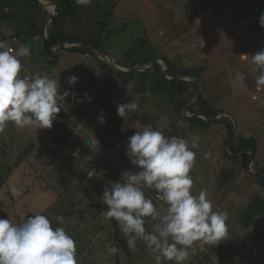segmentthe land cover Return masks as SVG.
I'll return each mask as SVG.
<instances>
[{
    "label": "rangeland",
    "instance_id": "1",
    "mask_svg": "<svg viewBox=\"0 0 264 264\" xmlns=\"http://www.w3.org/2000/svg\"><path fill=\"white\" fill-rule=\"evenodd\" d=\"M0 1L3 4L4 1ZM19 1L18 4L13 1L15 5L11 7L9 13H3L0 9V30H3L1 26L5 25L3 35L11 46H14L9 42L15 31V21L17 22L19 17L30 16L29 14L35 10L32 2ZM72 1L74 0L69 2ZM209 1L213 5L214 19L211 24L193 22L197 13L196 6ZM255 1L256 4L263 3L264 6V0ZM158 2L161 3V7H158L156 20V17L152 18L153 12L149 5L138 8L134 17H131L123 7L124 3L115 9V4L118 5L120 2L113 5L109 0L102 1L100 13L89 11L91 9L89 5L87 8L83 6L81 11L79 7L74 6L75 3H71L68 11L75 13L76 17L65 20V25H62L65 31L73 30L78 33L83 31L81 34L84 36L85 31L89 30L90 35L98 37L96 41L99 48L109 54L116 63L128 69L140 67L149 58L154 59L151 62L153 63L156 56L173 63L177 69L189 70L191 74H196L198 69H206L199 75L202 84H205L204 99H208L210 104L225 112L237 136L255 139L258 149L253 156V164L255 161L258 169H264V90L257 91L256 74L251 71L249 63L240 59L242 52L254 55L264 49V27L250 28L249 20L254 15L250 12L252 6L246 1L243 2L242 6L248 11V18L244 24L239 25L235 17L237 11L232 13V22L226 20L224 14L228 10L226 8L228 3L225 0H158ZM235 2L236 0L233 3ZM103 5L106 6L102 7ZM79 12L81 13L77 15ZM170 18L173 22L168 23ZM91 19L94 24L91 23ZM97 20L104 21V24L98 25ZM148 22L153 23L152 28L149 26V32L153 30V34L146 38L145 26ZM185 28L189 29L188 33H183ZM174 31L178 32L181 38L175 40L174 36L177 33ZM28 40L21 37L19 47L29 45ZM36 41L34 42L37 43ZM57 55L56 65L51 67L50 74L48 70L45 75L59 80L61 92L69 91L67 88L72 90L73 94L68 95L64 101L66 105L84 111L83 114L82 112L76 114L81 119V127L76 125L77 121H68L70 136L77 138L78 135L87 137L92 135L97 145L89 153L79 152L75 155L77 148L70 150L71 146L65 149L56 148L55 145L48 147L39 131L33 127L18 128L20 132L17 133L9 124L4 135L7 137L13 135V140L15 137V147L19 148V155L29 146L30 142L23 148L30 138L29 135L35 136L37 140L36 148L30 150L32 147L29 146L22 158L16 160L17 165L22 163L28 153L36 157L42 156L44 160L41 167H37L35 173H31L30 178L21 179V183H14L15 178H9V174L17 165L13 167L12 161L7 163V160L13 159L14 151L9 147L1 149L0 145V151H4V156L0 160V197L4 200L0 201V218L22 223L30 213L49 211L43 215L48 217L53 227H63L73 237L78 249L79 244H83V247H88V250L94 253L92 256L88 250H79L77 254L79 264L85 263L86 259L90 264H117L116 255L104 251L105 240L108 238L107 230L111 229L103 220L97 219L99 212L90 207L91 204H103L101 199L103 191L114 182L115 169L118 166L114 161L120 157L119 155L121 159L127 158L125 152L128 138L138 130H143L145 125H150L167 136L164 131L167 124L175 122L180 124L178 126L182 130L177 131L174 136L190 141L193 134L184 133L183 130L188 128V123L184 117L178 116L164 105L162 95L148 92L143 95L133 93L131 89L135 90L134 80L113 76L112 71L110 72V69H113L106 61H100L105 58L98 59L91 54L90 58L83 59L81 51L71 53L67 49L60 50ZM28 60L29 58H24L25 62ZM161 66V75L164 78L165 66L162 64ZM78 67H82L83 70ZM151 71L152 69L148 74L150 77ZM237 71L243 73L246 79L242 86L232 87L228 83V74ZM169 74L171 75L172 71ZM73 75L78 77V83L69 86L68 77ZM153 75L159 77L155 72ZM210 77L213 80L209 82L206 78ZM79 79L84 84L88 80L90 86L83 87L77 92L75 90L77 85L79 86ZM183 80L190 81L188 78ZM84 93L90 95L91 102L84 97ZM253 94L256 95L255 100L252 98ZM111 99L113 100L111 103L115 105L109 103ZM127 101L138 103L139 108L136 112H129L125 119H122L117 115V105ZM101 113L106 121L103 124L98 119ZM144 114L146 124L140 120ZM210 126L212 129L207 130L205 135L195 133L200 140L199 147L194 150L196 160L191 173L194 179L193 194L205 190L213 202L214 210L228 213V232L231 234L214 247L205 246L204 250L197 247L187 264H260L264 262V212L260 213L248 228H241L238 219L254 195L264 198V190L260 187L256 175L246 171L241 161H232L223 156L225 126L223 124ZM58 140L61 141L60 138ZM116 144L125 147L117 150ZM108 157L112 158L111 162H106ZM48 160L51 162H47ZM3 164L5 165L2 166ZM99 166H102L104 171H98ZM252 166L251 171L256 173ZM21 170L30 172L29 166L21 167ZM90 170H95L98 175L94 178L86 176ZM229 182L232 184L229 185ZM13 187L19 190L20 195L12 194ZM156 193L153 189H145L146 196L152 199L163 213L167 205L152 197ZM10 195H13L16 201L11 199ZM24 195L29 201H25ZM28 205L31 209L27 208ZM68 212H71V216H67ZM64 214L66 215L63 216L61 223L59 216ZM92 223L94 225H91ZM153 223L150 219L149 231L152 230ZM100 226L106 232L101 230L96 233ZM139 250L143 251L140 257L135 255L127 259L121 253L120 264H155L154 256L142 242ZM253 251L256 253L253 254Z\"/></svg>",
    "mask_w": 264,
    "mask_h": 264
},
{
    "label": "clouds",
    "instance_id": "2",
    "mask_svg": "<svg viewBox=\"0 0 264 264\" xmlns=\"http://www.w3.org/2000/svg\"><path fill=\"white\" fill-rule=\"evenodd\" d=\"M91 3L92 0H75L77 6ZM259 24L264 27V13ZM30 55L27 45L13 51L6 41L0 40V133L9 124L50 130L62 110L61 102L69 95L68 91L61 92L59 80L48 75H21V58ZM240 56L256 74L257 91L264 90V49ZM245 79L239 71L228 74L232 87L242 86ZM77 83L78 77H68L69 86ZM84 97L91 102L88 93ZM138 108L134 101L118 104L117 115L125 119ZM98 119L101 124L106 122L102 113ZM199 140L196 134L189 141L166 136L145 125L127 142L126 156L134 170L121 174L123 183L111 182L103 191L101 199L107 206L104 218L116 221L129 250L137 251L138 242H142L154 256L155 264H187L197 247L200 250L214 247L228 235V213L214 210L205 190L193 194L191 173ZM145 189L159 194L167 205L163 213L146 196ZM11 192L20 195L16 187ZM145 218L154 222L151 231L146 229ZM105 247L111 255L120 252L111 244ZM0 264H79L76 242L63 227H53L43 214L29 216L22 223L0 218Z\"/></svg>",
    "mask_w": 264,
    "mask_h": 264
},
{
    "label": "crops",
    "instance_id": "3",
    "mask_svg": "<svg viewBox=\"0 0 264 264\" xmlns=\"http://www.w3.org/2000/svg\"><path fill=\"white\" fill-rule=\"evenodd\" d=\"M8 1H11V0H8ZM13 1L16 2V0H12V2ZM44 1L47 2V3L50 2V1H52V2H55V3H57L59 5V4H61L60 2L62 0H44ZM102 1H104V0H92V3L89 5L90 8H91L89 11L94 10V12L100 13V7H101V2ZM105 1H108V0H105ZM244 1L248 2L247 0H236L235 3H233L234 0H233V2L226 1L228 3V5L226 6V8L228 10H226L225 13L229 12L230 15H231V19L230 20H227L226 19L227 21L232 22V20H233L232 19V13L234 11H237L235 17H236V20H237L238 24L239 25H242V24L245 23V21H246L245 19L248 18V16H247L248 11H247L246 8H244L242 6V4H243ZM109 2H112L113 5H114L115 2H120L118 5L115 4V9H117L121 4L124 3V5H123L124 9H126V11L129 12V14H130L131 17H134V15L136 13L135 10H137L138 8H140V9L143 8V5H144V7L149 5L151 7L152 12H153L152 18L154 19L156 17L155 20L158 17V15H157L158 7L159 6L161 7V3H159L158 0H152V1H146V0H109ZM71 3H75V0L72 1ZM202 3L203 2H201V4H199L198 6H196L197 13L195 14V16L197 17V19L195 17V19L193 20V22H196V23L198 22V23H202V24H211L210 22L214 19L213 18V10H212L213 9V5L211 4L210 1L207 2V3L204 2V4H202ZM248 4L252 6V8L250 7V10H251L250 12H253L254 13V15L251 16L250 17V20H249L250 21V28H259L260 27L259 17L261 16L262 13H264V6L262 5L263 3L256 4V1H255L254 4H250L249 2H248ZM13 5H14V3H13ZM41 6H42V8L45 11H47L48 14H50L51 13V10L53 9V5H50V4H49L48 8H47L46 5L45 6L41 5ZM74 6L79 7L81 9V11L83 9V6H77L76 4H74ZM105 6L106 5H103L102 7H105ZM84 7H86V6H84ZM70 8H71V5H70ZM202 8H203V10H202ZM0 9L2 10L3 13H9V12H11V6L7 8L8 9L7 12H4L3 11V8H1V5H0ZM57 11H58L57 15L58 14L60 15V19L58 21V28H59L60 32L63 35L76 36V37H78L80 39L79 41H82L84 43H86L89 40H98V37L97 36L94 37V36L90 35L91 32L89 30L85 31L86 32L85 36H84V34H81V33H83V31L81 32L80 30H79L80 33L76 32V31H73V30L65 31L64 28H63V25H65V20H68L70 18L72 19V18L76 17L75 16V13H71L70 11H65L64 9L58 10V8H57ZM80 13L81 12L76 13V14L79 15ZM85 13H87V11H85ZM29 15L30 16L27 15V17H19V18H17V22L15 21V23H14L15 26H16V27L14 26L15 31L11 35V39H10V42L9 43H13L14 46L13 45L12 46L16 50L17 48H19V43H20L21 37H25L26 39H29L28 42L30 44L27 45V46L31 50V55H30V57H28L29 60L26 61V62L24 61V58H22V60H23V62H22V64H23V71H22L21 75H23L24 73H29L31 75H34L36 73H40L41 75H45V73H47L48 70H49V74H50L51 67H54L56 65V64H53V65L51 64L52 63L51 62L52 61L51 54L52 53H56V56L58 57L57 54L59 53L60 50L59 51H51V50L46 49L44 47V45H42V43H41V28H42L44 22L42 23V26L39 29V24H40V21L42 19L38 16V11L37 10H35V11L33 10ZM107 15H109V14H105V16H107ZM112 16H113V14H112ZM90 21H91L92 24H94L93 21H92V19ZM171 22H173V21L170 18L168 20V23H171ZM17 24H19V25L17 26ZM87 24H89V23L87 22ZM97 24L101 26V25L104 24V21L97 20ZM147 25H148V27H147ZM152 25H153V23H151V22H148L146 24V26L144 25L145 26V35H146V38L147 37H150V34H153V30H151L149 32V29L152 28ZM37 26H38V29H37ZM82 26L83 25H81V27ZM149 26H150V28H149ZM206 27L204 29H206ZM48 28H49V26H48ZM1 29L4 30L5 29V25H4V27L1 26ZM3 30H0V40H4V41H6L8 43L7 38L3 35V33H4ZM216 31L218 32V29H216ZM188 32H189V29L188 28H185V32H183V33H188ZM154 33H156V32H154ZM175 33H177L176 36H174L175 40L181 38V36L178 34V32H175ZM46 36H47V39H49L48 38V29H47ZM12 38H16L17 39L16 42H12ZM55 39H56V42H58V45L63 44V42L61 41L62 39H59L57 37H55ZM34 41H36L37 43H35ZM72 47H79V46H72ZM69 48H71V47H69ZM69 48H66V49H68V51H69ZM71 53H76V52H71ZM86 54H88V53H82L81 52V56L83 57V59L84 58H90L92 56L91 54H89L88 56H85ZM242 54H246V53H244V52L240 53V55H242ZM240 59H241V56H240ZM116 64L118 66L122 67V68L128 69L127 67L122 66V65H120L118 63H116ZM171 64L173 65V63H171ZM78 68L80 70H83L82 67L81 68L78 67ZM205 70L206 69L203 70V68H202L200 74L201 73H204ZM206 79H208L209 82L211 81V79L213 80V78H211V77L210 78H206ZM79 82H80L79 83V86L77 85V88L75 90L77 92L78 91H81L80 89H82L83 87L86 88V87L90 86V83H88V80L85 81V84L83 83V81H81V79H79ZM204 86H205V84H203V87ZM66 90H69V95L70 94H73V92H72L71 89L67 88ZM253 95L256 96L255 94H253ZM66 99H67V97H66ZM205 100L208 101V99H205ZM256 101H258V98H257ZM111 102H113L112 99H111V101L109 100V103H111ZM111 104H114L115 105V103H111ZM61 108H62V110L58 114L57 119L54 122L53 127L50 130L49 129H36L35 127H33V128L36 131H39V133L41 134V137H42L44 143L48 147H51L52 145H55L56 148L59 147L61 149H65L66 147L71 146V149L70 150H74V149L77 148V151H76L75 155L77 153H79V152L89 153L92 150V148L97 145V141H96V139L92 135H89V138L91 140V146L89 147L88 144H86V146H87L86 148L80 147V143L82 142V140L84 138H87V136L78 135L77 138H74V136H72V137L70 136V138H68V140L66 142H64V143L58 140L59 138L60 139L62 138V135H65L63 133H66V132L69 131V128H67L68 121H72V120L75 121V122L77 121L76 122L77 124L76 123L75 124L77 126L81 127V124H80V123H82L81 122V119L76 114L78 112H82V114H83V112H84V111H81V110L80 111L77 110L76 107H73V106L71 107V106L66 105L64 101L61 102ZM223 114H225V112H223ZM173 123H175V122H173ZM186 123H188V122L186 121ZM175 124L177 126L178 125L180 126V124H177V123H175ZM11 126L17 130V133L20 132L17 127H15L13 125H11ZM77 126H75L76 127V130H77ZM211 129H212L211 126H207V127L205 126L203 128H201V126H199L198 128H196L195 132H193L192 134L197 133L199 135H205L206 132H207V130H211ZM4 133H5V131L3 133H0V145H1V149H5L6 147H9V148L13 149V151H14V154L12 156L13 159L12 160H7V163L12 161V166L14 167L15 165H17L16 160H19V156H20L19 155V152L20 151L18 150L19 149L18 147H15V137H14V140H13V135L7 137V135L5 136ZM29 136H30V138L23 145V148H25L27 146V144L30 142L29 146L32 147L30 150H33L37 146L36 145V141L37 140H36L35 136H33V135H29ZM2 138H3V140H2ZM92 141H95L96 144L93 145L92 144ZM29 146L26 147V149H24V151H26V150L28 151ZM3 156H4V151L1 150L0 151V160H1V158ZM119 156L120 157H118L114 161V162H116L118 164V166L115 169L114 182H116L115 180L118 179L120 176H122L121 174L123 172H125V171H132L135 168V166H133L130 163V161H128V158L123 159V157H122V159H123L122 160L121 159V155H119ZM24 159H26V160H24ZM24 159H23V161H21L22 163L19 164V165H17V168H15L14 170H11V173L9 174V178H12V179L15 178V182L14 183H21V179L30 178L32 176L31 173L34 172L37 167L40 168L41 167V163L44 160V158L42 159V156L36 157V156H34L33 154H30V153H28L27 157H25ZM47 162H51V160H48ZM4 165L5 164H3L2 166H4ZM24 166H29V169H30V172L29 173L21 170V167H24ZM102 171H104V169ZM92 173H93L92 178H94L95 176L98 175V173L95 170H90L86 174V176L89 177V175H91ZM230 184H232V183L229 182V185ZM1 198L2 197H0V201L3 202L4 200L1 199ZM10 198L11 199H14L16 201V199L13 197V195H10ZM23 198H25V201L26 202L29 201L26 195H24ZM27 208L28 209H31V207L29 205L27 206ZM46 212H49V211H46V210H44L43 212L36 211L34 213H30L29 216L36 215V214H44ZM96 212L97 213L99 212L98 209H96ZM59 217H60L59 218V222L62 223L61 220H63L64 217L63 216H59ZM93 223L91 225H94ZM98 231L99 230L97 229L96 233H98ZM120 256L121 255L118 256V259H119ZM260 264H264V262H262Z\"/></svg>",
    "mask_w": 264,
    "mask_h": 264
},
{
    "label": "trees",
    "instance_id": "4",
    "mask_svg": "<svg viewBox=\"0 0 264 264\" xmlns=\"http://www.w3.org/2000/svg\"><path fill=\"white\" fill-rule=\"evenodd\" d=\"M3 4H1L0 1V5L1 8H8V7H12L13 3L12 1H8V0H3ZM32 2L33 5L35 6V10L38 11V16L42 19L40 21L39 24V29L42 26V23L45 20L44 14L46 16H48L49 14L47 13V11H45L44 9L39 8L38 4L36 3L35 0H26V2ZM16 4L20 3L19 0H16ZM61 4H59L57 6L58 10L60 9H64L65 11H68V9L70 8L71 2L69 3L67 0H62L60 2ZM26 4V3H25ZM15 5V4H14ZM34 10V11H35ZM43 10L44 14L41 13V11ZM4 11V10H3ZM60 19V15L58 14L56 17L53 18V20L50 22L49 28H48V40L51 44L53 45H58V42H56L55 37L62 39L61 41L63 43L68 42V43H72L74 41H79L80 39L76 36H68V35H63L59 28H58V21ZM87 44H91L94 45L96 47H100L99 44H97L96 40H89L86 42ZM68 50V49H67ZM70 52H79L81 51L82 53H88V54H92L89 51H87L86 49L82 48V47H71L69 48ZM160 56H156V59L159 58ZM51 58H52V65L56 64L57 61V56L56 53H52L51 54ZM154 59L153 58H149L145 63L142 64L143 65H147L149 63H151ZM164 61L169 65L170 69L169 72L172 74H169V78L172 79L175 77H188L191 76L193 78H198L199 79V74L201 72L202 69H198L196 74H191L189 72V70L185 69H176L170 62H168V60L164 59ZM161 65H157L154 68H152V76L150 77L149 71H145V72H140V73H133V74H121L118 72H115L114 70L110 69V72L113 74V76H118L122 79L124 78H129L134 80V89H131V91L135 94H145V93H150V94H160L163 96L164 99V105H166L169 109H171V111H174V113H176L178 116L180 117H184L182 115V112L184 110V108L189 105L192 100L196 97V95L199 92L200 89V83L196 82V81H185L183 79H179V80H174L172 82H167L161 75ZM171 70V71H170ZM156 73L159 75L158 78L154 77L153 73ZM223 113L221 110L217 109L214 105L210 104L208 101H206L203 97V93L200 97V99L198 100V102L190 109L189 111V115H193V114H204L209 116L210 118H214L216 115ZM185 118V119H184ZM183 119L185 121L188 122V128L184 129V133H193L195 132L196 128H198L199 126H201V128L203 127H207L210 126L212 124H223L225 126V131H226V139L223 143V156L227 159H230L232 161H241L242 162V166L243 168L247 171V163H248V158L249 155L248 154H242L240 155L243 151H251L254 154L257 153V142L255 141L254 138L252 137H241V136H237L236 134H234L233 139L228 147V149L226 150V144L229 140L230 134L232 132L233 129V124L231 122L230 119L228 118H222L218 121H212V122H207L206 120L200 118V117H192L190 119L184 117ZM141 122L143 124H146V115H142V117L140 118ZM153 128V127H152ZM182 129H180L175 123L173 122H169L165 128V132L167 133V136H174L177 131H181ZM70 133L71 132H66L63 133L65 135H62L61 138V142H66L68 140V138H70ZM125 147V146H124ZM27 152L24 151L20 156H19V160L22 158L23 154H25ZM126 153V152H125ZM240 155V156H238ZM126 156V154H125ZM254 171H256V178L259 180V184L260 187L264 190V169H258L256 162L254 161V164H252ZM261 174V175H259ZM155 195V194H154ZM91 208H96L99 211V215H98V220L99 221H104V224L109 225L111 230H107V234H108V238L107 240H105V244H111L113 246H116L120 249L119 254H116L115 258L117 259V264H120L118 256L122 253L124 255V257L131 258L135 255H137L138 257H140L142 254L139 250V245L141 242H138V250L133 252L131 250H129V248L127 247V241L126 238L123 236V234L121 233L116 221L113 220H106L103 216V213L107 211V206L102 204V203H96V204H91L90 205ZM264 212V198H262L259 195H254L252 200L249 202V204L245 207L244 211L241 213L240 218L238 219V225L241 228H248L252 222L254 221V219L260 214ZM71 213V212H70ZM68 212L67 216H71ZM66 214L62 215L65 216ZM96 219V220H97ZM146 219V229L148 230L149 227V223H150V218H145ZM102 228L100 226L99 231L101 232ZM105 231L106 230H102ZM231 233L228 232L227 237L230 235ZM238 244H241L239 242H237ZM234 245H236L235 243H233ZM79 249L77 246V254H79V250H88V247H83V244H79ZM89 253H92L93 256V252H91V250H88ZM104 251L107 252V249H104ZM108 255V253L106 254ZM105 256V255H104ZM82 258V257H81ZM85 263L82 264H90L89 261L86 259L84 260Z\"/></svg>",
    "mask_w": 264,
    "mask_h": 264
},
{
    "label": "water",
    "instance_id": "5",
    "mask_svg": "<svg viewBox=\"0 0 264 264\" xmlns=\"http://www.w3.org/2000/svg\"><path fill=\"white\" fill-rule=\"evenodd\" d=\"M36 3L38 4L40 10L43 9L42 6H41V1L44 2V4L47 6L50 5H53V9L51 10V13L46 16L43 12V10L41 11V13L44 14V17H45V20H44V24L41 28V42L42 44L44 45V47L48 50H51V51H59V50H63V49H66V48H69V47H72V46H79V47H82L84 49H86L87 51H89L90 53H92L93 55H95L98 59L99 57H103L105 59H102L100 61H106V64H108L114 71L118 72V73H121V74H133V73H140V72H145V71H148V70H151L152 68H154L155 66L157 65H164L165 66V70H164V79L167 81V82H172L174 80H179V79H183V78H188L190 81H196L198 83H200V89H199V92L198 94L196 95V97L192 100V102L187 105L183 112H182V115L188 119L192 118V117H200L204 120H206L207 122H212V121H218L222 118H228V116L226 114H218L216 115L214 118H210L209 116L207 115H204V114H193V115H189V111L190 109L198 102V100L200 99L202 93H203V84L201 82L200 79L198 78H193L191 76H188V77H175V78H172L170 79L169 78V65L164 61V59L162 58H158L156 59L153 63H149L147 65H143V66H140V67H134V68H130V69H125V68H122L120 66H118L116 64V62L111 58V56H109V54H107L106 52H104L103 50H101L99 47H96L94 45H91V44H87V43H84L82 41H74L72 43H68V42H65L61 45H52L49 40L47 39V36H46V33H47V29H48V26L50 24V22L53 20L54 17L57 16V6L58 4L55 3V2H45L44 0H35ZM161 60V61H158V60ZM69 92V91H68ZM235 134V128L233 127L232 129V132L230 134V137H229V140L226 144V149H228L232 139H233V136ZM86 144H88V146L90 147L91 146V140L89 137L87 138H84L82 140V142L80 143V147H83V148H86ZM242 154H248L249 155V158H248V163H247V170L248 172H251L253 174H256L254 172L251 171V166L253 164V156H254V153L251 152V151H243L240 155ZM238 155V156H240ZM261 175V174H260ZM123 177L120 176L117 180V182H120V183H123Z\"/></svg>",
    "mask_w": 264,
    "mask_h": 264
},
{
    "label": "built area",
    "instance_id": "6",
    "mask_svg": "<svg viewBox=\"0 0 264 264\" xmlns=\"http://www.w3.org/2000/svg\"><path fill=\"white\" fill-rule=\"evenodd\" d=\"M226 1H228V2H233V0H226ZM247 1H248L250 4H254V3H255V0H247ZM3 10H4V12H7V11H8L7 8H4ZM225 18H226L227 20H230V19H231V15H230L229 12L225 13ZM16 40H17L16 38H12V42H16ZM9 47H10L13 51H15V49H14L13 46L9 45ZM88 55H89V54H86L85 56H88ZM22 76H32V75L29 74V73H24ZM252 98H253L254 100L256 99L255 96H253ZM77 129H78V128H77ZM92 144L95 145L96 142H95V141H92ZM115 148H116L117 150H120V149H123L124 146H122L121 144H116V145H115ZM111 161H112V158H111V157H108V158L106 159V162H111ZM102 170H103V167H102V166H99L98 171H102ZM153 198L156 199V200H158V201H162V200L159 199V195H158V194L153 195ZM255 253H256V252L253 251V254H255Z\"/></svg>",
    "mask_w": 264,
    "mask_h": 264
},
{
    "label": "bare ground",
    "instance_id": "7",
    "mask_svg": "<svg viewBox=\"0 0 264 264\" xmlns=\"http://www.w3.org/2000/svg\"><path fill=\"white\" fill-rule=\"evenodd\" d=\"M40 3H41V5L45 6L44 2L41 1Z\"/></svg>",
    "mask_w": 264,
    "mask_h": 264
}]
</instances>
